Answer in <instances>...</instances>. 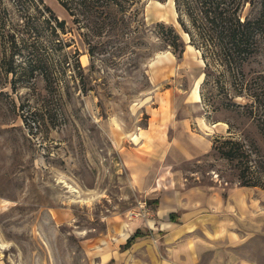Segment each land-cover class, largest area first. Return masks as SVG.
Wrapping results in <instances>:
<instances>
[{
	"label": "rangeland",
	"instance_id": "rangeland-1",
	"mask_svg": "<svg viewBox=\"0 0 264 264\" xmlns=\"http://www.w3.org/2000/svg\"><path fill=\"white\" fill-rule=\"evenodd\" d=\"M44 2L70 24L57 0ZM142 7L147 24L177 25L172 0H144ZM76 47L93 88L86 94L73 79L60 95L42 91L39 78L35 89L12 90L0 67V264H104L119 227L150 218L140 204L156 207L125 167L141 172L154 155L160 159L149 161L150 179L171 175L177 189L198 186L217 196L209 206L217 216L214 247L205 261L264 264V137L247 120L210 114L193 99L204 76L199 51L177 59L158 56L163 50L136 71L121 63L90 72L85 46ZM256 66L264 69V55ZM226 120L257 146L260 186H240L237 170L212 150L214 137L228 135Z\"/></svg>",
	"mask_w": 264,
	"mask_h": 264
},
{
	"label": "trees",
	"instance_id": "trees-1",
	"mask_svg": "<svg viewBox=\"0 0 264 264\" xmlns=\"http://www.w3.org/2000/svg\"><path fill=\"white\" fill-rule=\"evenodd\" d=\"M172 1L177 25L147 24L144 0H57L70 24L44 0H0V67L12 90L35 89L39 78L42 91L60 95L69 93L73 79L86 94L93 88L77 42L86 48L90 72L121 63L136 71L163 50L180 59L188 43L204 61L200 96L208 113H232L264 137V69L256 66L264 55V0ZM225 122L228 135L214 137L212 150L237 170L240 186H260L257 146L236 136L238 124ZM177 218L170 214L171 220ZM147 235L136 229L122 249Z\"/></svg>",
	"mask_w": 264,
	"mask_h": 264
},
{
	"label": "crops",
	"instance_id": "crops-1",
	"mask_svg": "<svg viewBox=\"0 0 264 264\" xmlns=\"http://www.w3.org/2000/svg\"><path fill=\"white\" fill-rule=\"evenodd\" d=\"M154 157L152 159H160ZM152 159L143 161L144 170L136 173L132 166L125 164L130 170L133 186L144 192L148 199L159 200L156 207L149 209L151 216L145 222L130 223L129 236L136 229L147 231L149 235L137 238L126 249H121L126 240L118 244L104 264L111 260L114 264H210L205 258L214 247L209 235L217 216L210 214L209 206L217 196L209 197L198 186L177 189L171 175H156L150 179L147 166ZM202 192L204 197H201ZM170 214L178 215L177 220H171Z\"/></svg>",
	"mask_w": 264,
	"mask_h": 264
},
{
	"label": "bare ground",
	"instance_id": "bare-ground-1",
	"mask_svg": "<svg viewBox=\"0 0 264 264\" xmlns=\"http://www.w3.org/2000/svg\"><path fill=\"white\" fill-rule=\"evenodd\" d=\"M183 36L185 37V34H183ZM186 51L188 50H192V51H195V52H198V50H196L192 45L190 44H187L186 45ZM165 54H170L171 56H173V54L170 52V51H166L165 53L163 54H160L158 56H162V55H165ZM197 60L199 61V63L204 66V61L200 58V57H197ZM202 81V75L200 77L197 78L196 80V85L194 86L193 88V99L195 101H200V94H199V91L197 89V84ZM148 98V97H147ZM139 139V136L136 134L134 137H133V140L136 142L137 140ZM118 237L115 238V243L116 244H120L122 242H124L128 237H129V228H128V225L127 223H123L121 227H119V232H118ZM102 243L105 244L106 241L105 240H102ZM109 256L107 254H104L103 255V258L102 260L105 261L107 260Z\"/></svg>",
	"mask_w": 264,
	"mask_h": 264
},
{
	"label": "built area",
	"instance_id": "built-area-1",
	"mask_svg": "<svg viewBox=\"0 0 264 264\" xmlns=\"http://www.w3.org/2000/svg\"><path fill=\"white\" fill-rule=\"evenodd\" d=\"M142 203V202H141ZM145 207V204H140V211L143 212V216H146L148 213H150L149 209L148 208H145L146 211L143 210V208ZM141 212H130V216H133V217H138V215L141 214Z\"/></svg>",
	"mask_w": 264,
	"mask_h": 264
},
{
	"label": "water",
	"instance_id": "water-1",
	"mask_svg": "<svg viewBox=\"0 0 264 264\" xmlns=\"http://www.w3.org/2000/svg\"><path fill=\"white\" fill-rule=\"evenodd\" d=\"M186 37L188 38V36L186 35Z\"/></svg>",
	"mask_w": 264,
	"mask_h": 264
}]
</instances>
